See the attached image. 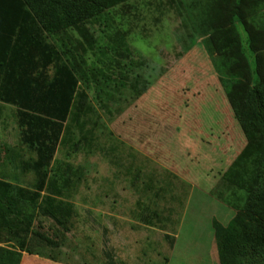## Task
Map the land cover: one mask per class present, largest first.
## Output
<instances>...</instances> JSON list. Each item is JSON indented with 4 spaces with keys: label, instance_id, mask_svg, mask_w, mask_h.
I'll return each instance as SVG.
<instances>
[{
    "label": "rangeland",
    "instance_id": "1",
    "mask_svg": "<svg viewBox=\"0 0 264 264\" xmlns=\"http://www.w3.org/2000/svg\"><path fill=\"white\" fill-rule=\"evenodd\" d=\"M229 1L119 4L88 25L102 45V58L92 56L99 47L91 49L88 37L71 32L75 36L71 44L79 40L85 48L80 43L75 49L65 47L69 55L62 58L76 69L80 99L91 109L82 117L88 121L86 127L64 123L55 153L62 166L84 169L66 191L75 213L64 247L74 263L112 264L105 247L119 233V241L129 246L117 254L118 264H220L212 220L227 224L243 203L244 191L227 186L224 173L247 143L228 102V92L242 81V74L231 71L234 59L218 55L212 42L214 23ZM249 3L248 21L264 28V0ZM235 23L256 82L248 33L239 19ZM113 25L123 34L118 40ZM132 35L156 41L155 59L129 45ZM85 56L97 59V72L91 64L86 67ZM19 118L17 107L0 101V145L7 146L11 158L0 162V176L31 188L36 175L29 164L36 154L21 142ZM67 130L78 138L86 132L88 140H79L82 145L76 149L74 141H61ZM131 165L142 171L133 170L136 179L145 173L168 183L164 197L150 200L137 191L134 175L128 172ZM37 192L39 197L45 193ZM145 205L157 207L171 222L151 226L131 222L148 213ZM178 214L181 219L175 222ZM43 223L46 230L54 224L51 219ZM48 248L36 247L44 254ZM239 257L243 264H264V249L243 247Z\"/></svg>",
    "mask_w": 264,
    "mask_h": 264
},
{
    "label": "trees",
    "instance_id": "2",
    "mask_svg": "<svg viewBox=\"0 0 264 264\" xmlns=\"http://www.w3.org/2000/svg\"><path fill=\"white\" fill-rule=\"evenodd\" d=\"M128 1L0 0V101L19 109L21 142L36 154L29 164L36 175L31 187L45 191L37 203L34 199H38L39 193L29 191L32 195L27 197L21 193L18 182L1 174L0 187L5 189L6 199L0 201V227L8 243L0 245V264H20L24 251L44 254L36 247H60L63 243L59 233L61 228L69 229L68 222L75 213L66 191L84 174V169L62 166L55 153L64 123L74 121L78 123L76 127L84 128L88 121L82 117L91 112L80 99L76 69L71 67V61H63L62 57L69 55L63 49H75L80 47L79 43L85 48L79 40L71 44L75 37L71 32L78 30L80 35L88 37L91 49L99 47L92 56L102 58V45L93 36L94 32L88 31L91 28L88 25ZM249 6V0H230L223 5L221 16L214 23L212 40L218 55L234 59L231 71L242 74V81L229 90L228 102L247 139L224 173L227 186L244 191L243 203L228 224L213 218L220 264H243L239 257L243 247L264 249V28L248 21ZM235 19L243 23L248 33L249 48L255 56V73L259 77L256 82ZM113 29L115 39L123 37L116 25ZM46 35L51 39H46ZM69 41V46H65ZM93 60L85 56L84 63L86 67L91 64L97 72L98 61ZM65 133L61 141H74L76 149L88 138L86 132L80 138L74 131ZM4 158L11 159L9 149L0 145V162ZM153 216L142 217L159 219V211H154ZM40 217L52 219L53 235L45 229L44 219Z\"/></svg>",
    "mask_w": 264,
    "mask_h": 264
},
{
    "label": "crops",
    "instance_id": "3",
    "mask_svg": "<svg viewBox=\"0 0 264 264\" xmlns=\"http://www.w3.org/2000/svg\"><path fill=\"white\" fill-rule=\"evenodd\" d=\"M132 167H133V165L129 166L128 172L130 174L132 173V175H134V180L132 181V184L137 189V191L142 192L144 195H146V197H149L150 200H152V199L156 200V199H160V198L164 197V194L166 193V191L168 189L167 186H169L168 183H164V182L160 181V179H155L152 176L147 175L145 173H141V174L139 173V177H138V179H136V176H135L136 171H133V170H137V169H133ZM138 171H141V170L138 169L137 173H138ZM142 177H146V179H144L142 181L141 180ZM15 182H17V181H15ZM19 184H20L21 193L23 195L26 194L25 196H27V197H30V195H32V193H30V192H37L38 191V190L36 191V189H34L32 187L28 188V185L25 183H19ZM42 197H43V194L41 195V197H38V199H36V200L34 199V201L39 203L41 201ZM188 197H189V195H188ZM5 199H6V191H5V189L0 187V201L4 202ZM144 208H147V212H148L145 215L149 214L150 217L153 216L154 211L158 210L157 207H153L152 205H150V206L145 205ZM144 208H143V210H144ZM183 212H184V210L182 211L181 214H183ZM40 219H50V218L40 217ZM179 219H181L180 214L177 215V219H175V222ZM116 220L117 219H114L113 222L117 225L119 223V221L117 222ZM168 221L171 222V219H169L168 215H163L159 211V219H136V221L132 220L131 222L151 226L154 224L163 225L164 223H166ZM172 222H173V220H172ZM212 225H213V220H212ZM53 226H54V224L52 225V227ZM68 228H69L68 230L61 228V232L59 234L63 238V240H62L63 243L60 247H53V248L49 247L47 250L48 254H42L41 252L30 253V252L24 251L20 264H76L72 261V258H71L72 256L67 255V251H65L66 249L64 247L65 242H66V238H67V234L71 230L70 221L68 222ZM118 229H119V226H118ZM48 230H49V233L53 235L52 230L50 228ZM213 234H214V232H213ZM164 237L166 239H168L166 233H164ZM124 240L126 241V239H124ZM170 240L175 241V239H173V238H170ZM7 243H8L7 235L2 230V228L0 227V245H5ZM126 246L128 247L129 244L125 243L124 241H119V233L112 235L111 243H109V245L107 244L105 247L107 250H109L106 252V255H110V257H112V260H111L112 264H118L119 263V261L116 260V256H117V254L120 255V252L124 251ZM114 261H115V263H114Z\"/></svg>",
    "mask_w": 264,
    "mask_h": 264
},
{
    "label": "clouds",
    "instance_id": "4",
    "mask_svg": "<svg viewBox=\"0 0 264 264\" xmlns=\"http://www.w3.org/2000/svg\"><path fill=\"white\" fill-rule=\"evenodd\" d=\"M155 43V40H146L139 35H132L129 37V45L146 58L155 59Z\"/></svg>",
    "mask_w": 264,
    "mask_h": 264
}]
</instances>
